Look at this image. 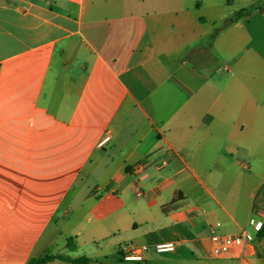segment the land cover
I'll return each mask as SVG.
<instances>
[{
    "label": "crops",
    "instance_id": "crops-1",
    "mask_svg": "<svg viewBox=\"0 0 264 264\" xmlns=\"http://www.w3.org/2000/svg\"><path fill=\"white\" fill-rule=\"evenodd\" d=\"M223 6L0 0V264H264L258 235L211 253V230L264 219V173L232 158L264 156V21L225 24Z\"/></svg>",
    "mask_w": 264,
    "mask_h": 264
},
{
    "label": "built area",
    "instance_id": "built-area-1",
    "mask_svg": "<svg viewBox=\"0 0 264 264\" xmlns=\"http://www.w3.org/2000/svg\"><path fill=\"white\" fill-rule=\"evenodd\" d=\"M108 140V137H104L100 144H103ZM143 168L140 163L135 164L132 167V172L137 173ZM196 210V207H193ZM262 228V220H256L249 218L248 228L236 233V234H220L213 230L210 231L211 253L215 258H221L234 251L243 252L246 247H251L255 236L260 232ZM177 242H162L156 243L151 247L146 245L133 246L125 245L121 247L118 252L121 260L141 262L144 259V255L149 251L157 254L173 253L176 249ZM243 257V254H242Z\"/></svg>",
    "mask_w": 264,
    "mask_h": 264
},
{
    "label": "rangeland",
    "instance_id": "rangeland-1",
    "mask_svg": "<svg viewBox=\"0 0 264 264\" xmlns=\"http://www.w3.org/2000/svg\"><path fill=\"white\" fill-rule=\"evenodd\" d=\"M225 1V6L221 7L219 11L216 13L217 16H221L222 14H231L235 13L239 9L243 7H247L253 3H256L258 0H224ZM262 6L264 7V0H262ZM203 14H207L206 11H202ZM255 13L252 20L256 21H264V11L259 13L258 11L253 12ZM229 17L228 19H230ZM236 32L238 33V30L236 29ZM247 40L242 37V39H237L236 37V42H235V52L239 53L242 51L243 46L246 44ZM233 161L237 164L235 167V172L238 175L240 173H243L244 170L242 167L250 166L251 169L254 172L258 173H264V156H256L253 157L251 160H248L246 157H243L242 155H235L232 157ZM65 242V237L58 235L55 244H54V251L53 252H62L63 250V244ZM84 255L86 253H83ZM83 255V256H84ZM86 256V255H85Z\"/></svg>",
    "mask_w": 264,
    "mask_h": 264
},
{
    "label": "trees",
    "instance_id": "trees-1",
    "mask_svg": "<svg viewBox=\"0 0 264 264\" xmlns=\"http://www.w3.org/2000/svg\"><path fill=\"white\" fill-rule=\"evenodd\" d=\"M255 11L258 12L264 11V7L262 6V0H258L256 3H253L247 7H243L239 9L238 11L233 13L232 17L228 19L225 24L231 21H237L239 19L247 18L251 13ZM258 193L264 196V189H261L260 191H258ZM257 235L260 238L264 237V219L262 221V228ZM66 247L69 251H74L76 249V244L74 243L71 237H68L66 239ZM55 259L71 264H89L90 262V260L86 257L70 258L69 256L66 255H61V254L52 255L45 253L39 256L31 257L25 264H46Z\"/></svg>",
    "mask_w": 264,
    "mask_h": 264
}]
</instances>
